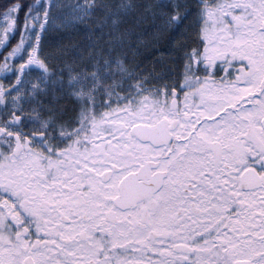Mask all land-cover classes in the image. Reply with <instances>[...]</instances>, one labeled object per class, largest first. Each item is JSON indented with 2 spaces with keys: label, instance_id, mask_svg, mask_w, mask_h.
<instances>
[{
  "label": "flooded vegetation",
  "instance_id": "obj_1",
  "mask_svg": "<svg viewBox=\"0 0 264 264\" xmlns=\"http://www.w3.org/2000/svg\"><path fill=\"white\" fill-rule=\"evenodd\" d=\"M188 3L190 48L184 69L171 71L167 119L116 120L101 87L89 111L75 87L48 85L25 95L23 114L11 113L21 120L6 121L10 149L0 152V264L262 259L264 0ZM50 90L69 93L67 107L47 110L40 99ZM162 121L164 139L133 134Z\"/></svg>",
  "mask_w": 264,
  "mask_h": 264
},
{
  "label": "trees",
  "instance_id": "obj_2",
  "mask_svg": "<svg viewBox=\"0 0 264 264\" xmlns=\"http://www.w3.org/2000/svg\"><path fill=\"white\" fill-rule=\"evenodd\" d=\"M45 2L0 0V17L18 3L5 51L18 45L30 30L35 33L33 62L38 61L49 78H85L84 86L96 84L111 91L114 107L141 93L157 96L156 100L169 95L171 71L174 67L184 69L190 48L185 41L188 0H98L81 23L68 29L48 26ZM42 8L45 11L41 12ZM36 14L38 23L30 19ZM4 53H0V69ZM95 70L99 74L91 76ZM4 78L0 76L2 84L9 85L10 80ZM58 84L48 85L67 87L65 82ZM68 94L50 90L41 93L46 97L40 101L52 104L47 110L58 111L67 107L61 103L68 102ZM56 117L67 118L62 114Z\"/></svg>",
  "mask_w": 264,
  "mask_h": 264
},
{
  "label": "rangeland",
  "instance_id": "obj_3",
  "mask_svg": "<svg viewBox=\"0 0 264 264\" xmlns=\"http://www.w3.org/2000/svg\"><path fill=\"white\" fill-rule=\"evenodd\" d=\"M98 0H46L45 7H48V13L46 20L48 26L56 29H68L79 23H81L86 15H88ZM18 7V3H15L8 7L6 12L0 17V53H4L3 57V68L0 69V76L5 77L4 79L10 80L9 85L2 84L0 81V152H8L10 149L9 137L12 134V128L10 125L6 124V121L10 118L11 113L23 114L24 106L27 103L25 100V95L34 96L36 94L37 88L48 86L49 83L65 82L67 87H75L71 93L72 96L80 102L87 103L83 108L89 109L98 106V99L94 102L93 97L99 95V88L96 84L94 86H84V79H79L78 77H69L64 81L58 78H49V73L42 70V65L37 61L33 62V55L35 49L33 48L34 32L28 30L24 37H22L20 43L16 46H11L5 51V45L10 37L12 29V19L14 17L15 10ZM45 11L42 8L41 12ZM38 15L31 16V20L34 23H38ZM4 49V51H3ZM32 62L31 66H26L27 63ZM36 63V64H35ZM59 74V72H57ZM90 74V73H89ZM98 71L91 73V76L98 75ZM9 77H6V76ZM11 76V77H10ZM93 79V78H91ZM96 79V78H95ZM87 81V80H86ZM90 81V80H88ZM97 81V80H94ZM111 94L104 93L101 96L106 97ZM112 96V95H111ZM100 97V96H99ZM157 98V96H156ZM154 96L148 94H139L134 100H122L116 105L119 107H114L113 101V118L116 120L123 121L129 125L138 123L140 120L147 125H154L161 118H168L169 115V95L163 96L156 100ZM113 100V96H112ZM122 113V114H121ZM37 124L39 126H49L46 120L40 121L35 117H29L27 119V124ZM181 125L185 123L179 120ZM62 129V126H59ZM181 129H177V134L180 135ZM164 154L166 149H160L157 151ZM156 152V153H157ZM153 153V152H151ZM154 152V154H156ZM2 161V160H1ZM168 162L165 160L161 164V168H164ZM1 163L0 165H2ZM3 166V165H2ZM256 235L261 239H264V231H256ZM255 247H252L250 252L253 255ZM258 251H264V245L258 247ZM258 252V253H259ZM242 257L248 255V253L240 254ZM257 264H264V254L262 259L257 262Z\"/></svg>",
  "mask_w": 264,
  "mask_h": 264
},
{
  "label": "water",
  "instance_id": "obj_4",
  "mask_svg": "<svg viewBox=\"0 0 264 264\" xmlns=\"http://www.w3.org/2000/svg\"><path fill=\"white\" fill-rule=\"evenodd\" d=\"M11 117H13L15 122L19 125L21 117L15 116V115ZM166 123L167 121H162L155 127H149V126L140 125V124L135 125L133 127V134L136 137H144L146 138L145 140H149L153 143V142H156L154 140H156L157 137H163V139L168 137L167 130H165ZM237 264H249V262L240 261Z\"/></svg>",
  "mask_w": 264,
  "mask_h": 264
}]
</instances>
